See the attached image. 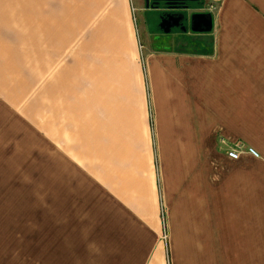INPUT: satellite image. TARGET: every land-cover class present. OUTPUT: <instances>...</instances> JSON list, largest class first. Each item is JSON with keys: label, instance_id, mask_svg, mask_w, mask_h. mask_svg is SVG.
Segmentation results:
<instances>
[{"label": "crops", "instance_id": "obj_1", "mask_svg": "<svg viewBox=\"0 0 264 264\" xmlns=\"http://www.w3.org/2000/svg\"><path fill=\"white\" fill-rule=\"evenodd\" d=\"M12 1L0 0V38H7L0 47L14 51L7 61L0 53V99L14 109L31 78L49 144V260L74 264L75 223L110 242L96 264H264V160H233L218 138L264 158V30H228L233 16L255 20L246 13L257 0H203L204 9L222 6L211 13V32L225 22L219 44L163 50L152 46L158 28L147 13L166 7L153 8L152 0H89L80 20L78 9L75 17L51 0L42 10L33 0L39 8L23 38L24 17L13 6L25 2ZM160 190L167 202L191 198L182 220L169 221L168 249ZM88 244L81 250L89 253Z\"/></svg>", "mask_w": 264, "mask_h": 264}, {"label": "rangeland", "instance_id": "obj_2", "mask_svg": "<svg viewBox=\"0 0 264 264\" xmlns=\"http://www.w3.org/2000/svg\"><path fill=\"white\" fill-rule=\"evenodd\" d=\"M47 1L49 3V0H41V10L45 6L43 3ZM51 1L56 4L54 6L57 10H65V8L73 9L75 17H77L75 10L78 9L80 12H78L79 20L82 17L88 16L85 14V9H88L89 0ZM92 1L94 2L97 0ZM263 1L264 0L255 1L253 4L254 10H248L246 13L247 15L254 16L255 20H241L238 16H233V19L230 20L231 23L228 30L238 32L264 30ZM23 2L25 3L19 5V7L13 6L15 10L19 11V15L21 13V17L23 15L24 19L22 22L24 23L22 24H26L25 29H23L25 36L22 35V38L26 37L27 30H31L33 11L34 9L38 10L39 8V6L34 4L33 0H24ZM244 2L246 3L247 0H244ZM10 3H13V1L10 0ZM203 7L204 4H192L188 6L189 10H183V12H180L185 16L183 23L186 30L182 34L179 29L175 28L174 32H177L176 35L171 33L166 34L160 28L163 15L167 13L165 5V9L153 10L152 12L147 13L148 18H150L151 21L150 24H154L155 29L158 28V31L155 32L156 36L153 35L152 39L150 38V40H153L152 46L159 47L160 50H163L168 46H174L177 44L190 46L203 45L207 47L219 44L220 39L218 37H220V34L218 35V31L222 28V25L225 26V22L217 23L215 32L211 33H195L191 30V16L193 14L216 13L217 15L220 14L222 10V6L219 7L218 5H210L206 9ZM133 11L135 12V9H133ZM92 25L93 21H90L87 23L85 29H90ZM80 27L79 24L77 27L74 24V29H80ZM122 27H124L123 23ZM137 32L140 39L139 29ZM182 35L185 36L183 37ZM125 37V33L122 30V45L127 43ZM0 39L2 41L7 40V38L2 37ZM224 40V38L221 39V42L224 43ZM233 40H238V42H240V39L234 37L228 39V41ZM144 44L145 43H143L142 40V43L139 45V50L145 75L146 59L143 60L144 57L141 54L144 51ZM1 51L3 53L1 61H7L13 50L10 52L7 47L5 48L1 45L0 53ZM21 64L24 65V62H21ZM26 78L27 81L21 83L15 94L23 98L22 103H15L16 106L13 109L9 105L4 104L0 99V264H54L48 257V249L50 247L48 212L49 189L51 186L49 175V144L47 136L41 133L42 128L40 127L41 121L39 122L40 118L38 112L34 111L31 78ZM144 89L148 97L149 120L153 130L154 118L151 112V100L149 97L151 92L147 81L144 83ZM218 138L224 146L228 145L226 149L234 147L235 144H239V142L233 143L232 145L226 143L228 142V139L223 137V134H218ZM241 145L247 148L244 143H241ZM154 150L155 163L156 165H159V151H156V149ZM219 150L223 151L221 148L218 149V152ZM260 159L264 160L262 156ZM58 185L59 183L56 184L54 182L53 188L58 189ZM186 204H191V198H172L167 202L164 196V191L160 190V221L162 228L160 239L165 244L166 249L169 248L168 242L170 240L169 221L174 219L182 220V217L184 216L182 214V206ZM81 233H84L86 236L85 238H82V244ZM98 241H102L100 247H97ZM106 242L108 241L105 240L103 236L100 238L98 232L89 224L86 225L85 229H82L80 224L74 223L70 254L74 258L73 263L96 264L100 258L98 256L102 255L104 249H106ZM87 243H89V253L81 250L82 246L86 249ZM81 255H83V257H88L89 255L90 260L81 262Z\"/></svg>", "mask_w": 264, "mask_h": 264}, {"label": "water", "instance_id": "obj_3", "mask_svg": "<svg viewBox=\"0 0 264 264\" xmlns=\"http://www.w3.org/2000/svg\"><path fill=\"white\" fill-rule=\"evenodd\" d=\"M167 5L170 4L173 0H165ZM152 4L158 3L157 0H152ZM148 5L150 6V1H148ZM153 6V5H151ZM184 10H189L188 7L183 8ZM172 17H163L162 18V23L160 25V28L166 33L169 34L171 30L175 27H179L180 23L178 19V22L176 23H171ZM186 30V27H184ZM183 28V29H184ZM191 30L195 33H209L213 30V16L211 13H195L191 16Z\"/></svg>", "mask_w": 264, "mask_h": 264}, {"label": "flooded vegetation", "instance_id": "obj_4", "mask_svg": "<svg viewBox=\"0 0 264 264\" xmlns=\"http://www.w3.org/2000/svg\"><path fill=\"white\" fill-rule=\"evenodd\" d=\"M179 1L177 0H173L172 2H170L169 5H167L168 2L164 1V2H161L165 5L166 9H167V13H165V15H163V17L167 18V17H172L171 19V23H176L178 22V19L176 18H180L179 20V23H180V26L179 28L183 29L185 27L183 21H184V14L183 13H180L181 11L183 12V7L181 6H176V5H173V4H176L178 3ZM176 28V27H175ZM185 30V28L183 29Z\"/></svg>", "mask_w": 264, "mask_h": 264}, {"label": "built area", "instance_id": "obj_5", "mask_svg": "<svg viewBox=\"0 0 264 264\" xmlns=\"http://www.w3.org/2000/svg\"><path fill=\"white\" fill-rule=\"evenodd\" d=\"M226 152L227 156L233 160H239L243 154H248L257 159L260 158V154L256 149L251 147L245 148L241 143L235 144L234 147L227 149Z\"/></svg>", "mask_w": 264, "mask_h": 264}, {"label": "trees", "instance_id": "obj_6", "mask_svg": "<svg viewBox=\"0 0 264 264\" xmlns=\"http://www.w3.org/2000/svg\"><path fill=\"white\" fill-rule=\"evenodd\" d=\"M157 1H158V3L153 4V8H160L163 5V3H161V2H164L165 0H157ZM178 1H179L178 3L173 4V5L181 6V7L185 8V7H188L189 5H192V4L193 5L194 4H199V5L203 4V0H178ZM176 2H177V0H176Z\"/></svg>", "mask_w": 264, "mask_h": 264}]
</instances>
